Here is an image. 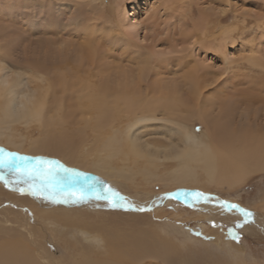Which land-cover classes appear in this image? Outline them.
<instances>
[{
    "label": "rangeland",
    "instance_id": "obj_1",
    "mask_svg": "<svg viewBox=\"0 0 264 264\" xmlns=\"http://www.w3.org/2000/svg\"><path fill=\"white\" fill-rule=\"evenodd\" d=\"M42 43L49 45L40 48ZM85 47L93 49L92 56L82 57ZM47 52L48 56L44 54ZM38 56L43 57L51 82L56 83L52 92L55 95L50 94L51 107L55 101L66 106L65 120L70 124L66 125L65 134L74 141L85 138L76 154L81 165L67 163L60 156L29 153L31 143L43 137L36 124L28 129L21 127L22 136L26 137L22 150L5 144L4 139L0 147L22 155L56 159L93 174L90 169H83L86 159H93L86 150L97 148L107 136H94L93 128L100 119L93 104L104 96V92L90 91L94 84L105 88V95L116 102L127 83L133 100L171 106L176 117L177 112L186 116L184 111L198 110L199 101L205 105L213 103L223 93L264 92V0H0V64L28 78L33 76L29 63ZM56 59L64 60L58 75L53 72L56 67H52ZM192 84L200 92H190L194 90ZM81 93L87 98L80 100ZM255 107L263 111L259 117L264 118V104ZM57 111L61 115L62 111ZM190 123V127L196 124L201 129L198 134L205 131L197 118L192 117ZM162 125L168 126L163 122L147 124V130L154 132L148 134L146 128L142 129V140L167 131V127L163 128L165 131L159 128ZM165 134L169 136V132ZM174 166L162 169L160 175L165 177ZM107 182L136 207L147 206L151 210L113 208L95 200L83 204L49 202L46 210L60 211L65 217L74 213L81 217L104 216L110 226L125 228L127 235L131 229L138 232L151 224L156 226L162 239L176 250L177 259L150 258L141 264H241V260L242 264H264V170L249 173L231 186L211 184L202 172L189 187L167 184L161 179L146 184L140 175L134 184ZM184 189L205 192L216 200L190 207L165 195ZM217 200L238 203L254 216L245 223L239 213L218 207ZM45 203L48 205V201L21 194L17 187L0 181V236H22L38 264H73L81 251L91 252L101 260L109 259L100 255L104 245L98 233L39 217L35 207L42 210ZM113 260L107 261L117 262Z\"/></svg>",
    "mask_w": 264,
    "mask_h": 264
},
{
    "label": "bare ground",
    "instance_id": "obj_2",
    "mask_svg": "<svg viewBox=\"0 0 264 264\" xmlns=\"http://www.w3.org/2000/svg\"><path fill=\"white\" fill-rule=\"evenodd\" d=\"M94 1L96 0H91V3ZM138 26L136 23L134 28L137 29ZM45 45H49V43H42L40 48ZM91 47L82 48V57L83 55L84 57L92 56L91 53L94 51ZM44 54L47 55L50 52ZM44 54L42 55L45 59ZM60 54L61 51L58 55ZM43 57L38 56L29 63L28 68H33V76L28 78H23L20 73L11 72L4 64H0V142L4 139L5 144L22 150L26 137L22 136L21 131L36 124L41 128L43 137L37 141L34 139L35 141L31 143L28 150L29 153L60 156L67 163L74 162L81 165L76 160V154L77 150L85 144V141L83 142L85 138L74 141L72 137L65 134L68 132L66 125L70 124V121L65 120L67 110L64 108L66 106L63 102L58 101H55L52 107L50 105V94L55 90L56 83L51 82V76L49 71H46ZM59 60L56 59L53 62L54 65H58L52 66L56 67L53 69V72L54 70L56 72L54 74L63 68L61 63L64 60ZM79 71L80 69L77 72L80 73ZM140 73L143 72L140 71ZM191 76L190 80L193 81L194 73ZM10 77L11 79H9ZM57 78L60 79V76ZM22 80L25 83L21 85ZM192 83L194 84V82ZM29 85L32 87L30 88ZM123 86V92H119L115 102L114 98L105 95L107 92L105 88L92 85L91 92H104L102 94L104 96L99 95L100 100L96 99L93 104L98 108L96 114L100 119L96 121L93 128L94 136L96 139L103 138L104 134L107 136L103 138L99 148H87V156L92 155L93 159L92 161L86 159L87 163L83 165L84 170L90 169L88 171L97 174L104 180L112 181L111 183H115V185L121 181L134 184L133 182H136L137 176L140 175L146 184L152 180L161 179L169 182L167 184L179 187H189L190 182H194L200 172L207 177L211 184L231 186L242 181L249 173L264 170V118L259 117V113L263 111L253 109L257 104H264V92H228L229 94L222 92L223 94H220L217 100H213V103L204 101L205 105L203 101H199L196 106L199 108L198 110L184 111L186 116H181L179 114L182 112H177L176 117L172 112L173 107L161 106L158 102H139L137 99L135 101L129 92L131 89L129 90L128 84H123ZM41 87L49 88V92L45 107L38 117L7 118L10 105L18 103L20 96L24 93L36 92ZM193 88L194 90L191 89L190 92H200L199 88L195 86ZM9 90L12 91L6 102L4 95ZM62 90H66L63 85ZM80 97L84 98L85 93H81L79 99ZM92 102H90L91 105ZM118 102H123L124 105H119ZM59 109L62 111L61 115L57 111ZM215 110H218L217 114H215ZM159 114L162 115V118L159 117ZM129 117L130 122L126 123V119ZM192 117L197 118L198 123L205 129L202 134H198L196 131V124L192 123L193 127H190ZM160 122L172 126V128L167 125L159 127L164 131L163 128L167 127L168 130L165 132H169V136L160 131L154 133L155 137L150 140H142L143 131L141 130L144 128L147 130V124L154 125ZM73 124L75 127V123ZM148 131L154 132L147 130L148 134ZM178 148L184 149L185 153L179 155ZM174 164L175 168L170 172L167 171L165 177L160 175L162 169H168ZM45 204H42L44 208L42 210L35 207L39 217L56 219L57 222L68 228L79 226L90 232L98 233L103 239V244H101L104 245L100 255L107 256L109 259L114 258L113 261H117L110 263L107 261L109 259L101 260L93 257L94 254L91 255V252L81 251V254H78L79 258H74L73 264H119L118 262L141 264L150 258L155 261L158 259L172 260L171 256L177 259L176 250L171 243L165 241L167 239H162L156 226L152 224L149 228L138 232L131 229L130 235H127L124 233L125 228L110 226L104 216L102 218L85 216L84 212L83 217L80 213L65 217L59 214L60 211L46 210L52 203ZM21 237L19 235L9 236V238L0 236V264H38L34 258V251ZM95 255L99 256L98 253ZM240 263L242 264V260Z\"/></svg>",
    "mask_w": 264,
    "mask_h": 264
},
{
    "label": "snow or ice",
    "instance_id": "obj_3",
    "mask_svg": "<svg viewBox=\"0 0 264 264\" xmlns=\"http://www.w3.org/2000/svg\"><path fill=\"white\" fill-rule=\"evenodd\" d=\"M11 79V77L9 78ZM21 85L25 81L20 82ZM31 88L32 86L29 85ZM12 90L5 92L7 102ZM49 88L41 87L36 92L28 91L20 96L19 102L9 106L8 119L38 117L45 107ZM18 94V93H17ZM201 131V129H196ZM179 155L185 150L178 148ZM0 181L5 186H15L21 194H30L52 204H83L89 201H103L110 207H121L126 210L150 211L147 206L136 207L118 190L114 189L102 177L71 168L56 159L41 156H27L8 151L0 147ZM25 185L26 187H23ZM166 197L182 200L186 205L195 207L201 202L211 203L215 197L199 190H177L165 194ZM219 207L227 212H237L245 218L254 216L250 210L238 203L228 200L216 201ZM243 227V224L239 225ZM233 238L236 236L233 234Z\"/></svg>",
    "mask_w": 264,
    "mask_h": 264
}]
</instances>
